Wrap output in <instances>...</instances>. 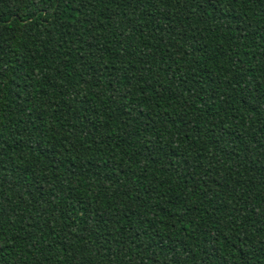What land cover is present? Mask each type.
Returning a JSON list of instances; mask_svg holds the SVG:
<instances>
[{"label": "trees", "instance_id": "16d2710c", "mask_svg": "<svg viewBox=\"0 0 264 264\" xmlns=\"http://www.w3.org/2000/svg\"><path fill=\"white\" fill-rule=\"evenodd\" d=\"M0 264H264V0H0Z\"/></svg>", "mask_w": 264, "mask_h": 264}]
</instances>
